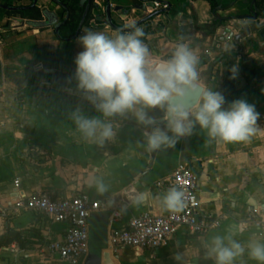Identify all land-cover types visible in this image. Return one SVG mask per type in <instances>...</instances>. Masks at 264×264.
Returning a JSON list of instances; mask_svg holds the SVG:
<instances>
[{
    "label": "crops",
    "instance_id": "1",
    "mask_svg": "<svg viewBox=\"0 0 264 264\" xmlns=\"http://www.w3.org/2000/svg\"><path fill=\"white\" fill-rule=\"evenodd\" d=\"M33 1L0 0L14 7H30ZM62 1L71 9L70 19L61 29L64 39L52 26L29 24L43 20L42 10L48 7L56 8L61 20L65 19L64 10L52 0H38L27 10L0 8V205L21 191L27 195L85 193L109 208L100 212L109 214L108 232L110 225L121 227L145 212L163 215L172 211L162 204L168 190L159 188L157 182L170 178L179 164L188 162L200 176L202 213L226 214L228 218L201 236L181 230L155 252L107 247L102 250V264H214L206 255V245L216 235L229 234L233 226H243L244 231L234 237L242 244L252 239L264 242V234L242 225L251 208L264 212V17L256 21L238 18L250 14L252 0H214L216 8L209 0H166L170 4L167 12L137 26L145 33L151 60L170 58L184 37L200 55L204 85L221 91L227 101L247 99L261 114L257 130L247 142L210 138L197 126L191 136L157 150L154 158L143 147L145 129L132 113L110 118L116 135L102 145L85 139L68 118L69 112L80 108L86 115L104 119L77 90L73 78L74 57L82 51L76 43L81 31L75 34L86 2ZM109 1L112 18L121 27L150 13L149 9L132 8L133 4L141 6L140 0ZM93 4L100 8L93 5L83 28L115 34L118 30L104 20L106 1L94 0ZM217 16L230 20L210 31L206 27H213ZM235 23L242 28H234ZM227 27L234 31L230 40L225 39ZM238 49V53H229ZM233 65H238L235 79L230 78ZM56 72L64 74L65 82L56 81ZM148 114L156 120L164 118L161 109H149ZM98 182L106 186L104 193L98 191ZM142 194L146 198L139 200ZM95 223L99 220L91 225ZM67 228V224L31 212L6 218L0 215V264H70L40 248L46 237L61 239ZM234 264L257 262L245 252Z\"/></svg>",
    "mask_w": 264,
    "mask_h": 264
},
{
    "label": "clouds",
    "instance_id": "2",
    "mask_svg": "<svg viewBox=\"0 0 264 264\" xmlns=\"http://www.w3.org/2000/svg\"><path fill=\"white\" fill-rule=\"evenodd\" d=\"M128 27L129 31L121 29L115 34L83 28L76 37L82 48L73 61L77 90L104 117L86 115L80 108L69 112L68 118L85 139L102 145L116 135L110 118L132 113L145 129L143 147L150 152L174 146L179 138L191 136L197 126L210 138L224 142L250 140L261 115L255 104L243 97L227 101L221 91L204 85L200 55L184 37L170 58L154 61L144 31L134 23ZM230 71V78L235 79L238 65ZM149 109L164 112L163 128L148 114ZM97 189L100 193L107 190L102 182ZM145 198L142 194L139 200ZM162 204L168 210H181L184 192L169 189ZM243 231V226H233L229 234L212 237L206 245L207 257L214 264H234L247 252L257 264H264V242L252 239L242 244L234 237ZM180 259L177 254L176 260Z\"/></svg>",
    "mask_w": 264,
    "mask_h": 264
},
{
    "label": "built area",
    "instance_id": "3",
    "mask_svg": "<svg viewBox=\"0 0 264 264\" xmlns=\"http://www.w3.org/2000/svg\"><path fill=\"white\" fill-rule=\"evenodd\" d=\"M163 8H167V5L154 1L149 10L152 13ZM199 181L200 176L190 163L179 164L172 176L157 182V186L183 191L184 207L163 215L145 212L121 227L110 225L108 247H131L140 251L155 252L172 241L181 230L193 236H201L213 228H219L228 216H210L202 213ZM15 184L19 186L20 180L16 179ZM108 209L102 201L95 200L85 193L64 196L53 191H42L27 195L21 191L15 199L0 205V215L6 218L10 214L31 212L52 222L67 224L68 228L61 239L46 237L40 243V248L50 257L70 264H80L85 262L90 253L92 216ZM113 222L114 220H111L112 225ZM242 225L264 234V212L251 208Z\"/></svg>",
    "mask_w": 264,
    "mask_h": 264
},
{
    "label": "water",
    "instance_id": "4",
    "mask_svg": "<svg viewBox=\"0 0 264 264\" xmlns=\"http://www.w3.org/2000/svg\"><path fill=\"white\" fill-rule=\"evenodd\" d=\"M56 6H59L60 8H62L64 10V12L66 13V17L64 20H61L59 12L56 8H45L44 10H42V15H43V20H33V21H29V24L31 26H34L36 28L39 27H46V26H52L54 27L56 34L62 38V33H61V29L63 28V26H65L67 24V22L70 19L71 16V9L70 7L65 4L62 0H52ZM86 2V6H85V10L83 13V16L81 18L80 24L77 28L76 34L78 35L80 33V31L82 30L85 22L87 21L90 12L92 11V7H93V1L94 0H84ZM106 1V7L105 10L103 12V16H104V20L114 29L116 30H121L123 29L124 31H129V27L125 28V27H121L119 25H117L113 18H112V9H111V4L109 0H105ZM142 2L141 6L138 5H132V8L134 9H139V10H143L144 12H147L148 9L152 6V3L154 1H159L162 4L167 5V8H163L160 10H157L155 12L149 13L147 14V16H145L144 18L138 20L137 22H135V26H139L147 21H149L150 19L164 13L167 12L169 10L170 4L168 1L166 0H140ZM38 0H34L32 6L30 7H14V6H8V5H4L0 2V8L3 9H8V10H13V11H18V10H27V9H31L34 8L37 4ZM94 7L96 9L100 8L99 5L95 4ZM117 10V9H116ZM98 16H102V13L97 14ZM239 19H250L253 21H256L259 19V7L257 4V0H252V4H251V9H250V14L247 15H241L238 17ZM217 20H220L222 22H226L228 20H230V18L228 17H220L217 16ZM234 28L237 29H241L242 25L239 23H235L234 24ZM225 32L226 34H228L229 36L225 39L230 40L231 38H233L234 36V31L227 27L225 28ZM56 76V81L58 82H65L64 80V74L61 72H56L55 74ZM159 122L160 125H165V121L164 118H160L157 120ZM156 151H151V156L152 158L155 157L156 155ZM108 218H109V214L107 212H102V213H96L92 216L91 218V223L95 220L98 221L99 223H95V226L91 225L90 228V253L87 257V259L85 260L84 264H102V250L106 249L108 247V232H107V225H108ZM95 239H101L100 241L94 243Z\"/></svg>",
    "mask_w": 264,
    "mask_h": 264
},
{
    "label": "trees",
    "instance_id": "5",
    "mask_svg": "<svg viewBox=\"0 0 264 264\" xmlns=\"http://www.w3.org/2000/svg\"><path fill=\"white\" fill-rule=\"evenodd\" d=\"M210 3L212 4V6L214 8H216L218 5L215 3L214 0H209ZM263 0H258L257 3H258V7H259V17L263 18L264 17V7H260L261 4H262ZM224 22L220 21V20H216L213 27L212 26H208L206 27L207 29H209L210 31H215V27L219 26V25H222ZM239 48H241V46H239ZM240 51V49L238 50H234V51H230L229 53H238Z\"/></svg>",
    "mask_w": 264,
    "mask_h": 264
}]
</instances>
